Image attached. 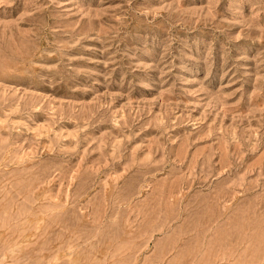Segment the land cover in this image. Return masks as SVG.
I'll list each match as a JSON object with an SVG mask.
<instances>
[{
    "label": "rangeland",
    "instance_id": "obj_1",
    "mask_svg": "<svg viewBox=\"0 0 264 264\" xmlns=\"http://www.w3.org/2000/svg\"><path fill=\"white\" fill-rule=\"evenodd\" d=\"M0 264H264V0H0Z\"/></svg>",
    "mask_w": 264,
    "mask_h": 264
}]
</instances>
